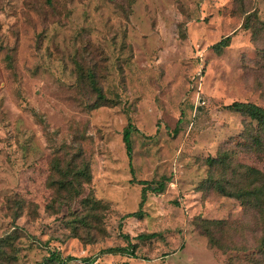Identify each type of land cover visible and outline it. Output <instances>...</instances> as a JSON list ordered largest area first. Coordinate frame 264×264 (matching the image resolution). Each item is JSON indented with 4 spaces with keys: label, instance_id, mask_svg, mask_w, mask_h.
<instances>
[{
    "label": "rangeland",
    "instance_id": "1",
    "mask_svg": "<svg viewBox=\"0 0 264 264\" xmlns=\"http://www.w3.org/2000/svg\"><path fill=\"white\" fill-rule=\"evenodd\" d=\"M234 102L264 109V0H0V264H264L263 214L217 188L264 173Z\"/></svg>",
    "mask_w": 264,
    "mask_h": 264
},
{
    "label": "trees",
    "instance_id": "2",
    "mask_svg": "<svg viewBox=\"0 0 264 264\" xmlns=\"http://www.w3.org/2000/svg\"><path fill=\"white\" fill-rule=\"evenodd\" d=\"M245 27H248L249 24L245 23ZM229 37H226L223 41H220L218 44L214 45V48L217 50H220L222 47L227 46V41ZM94 91L97 94L98 100H104V96L101 93V90L96 87L95 84L92 85ZM229 108L232 109L235 112H238L242 114L243 116L248 117L250 120L255 121L257 124V130L258 132L253 138V146L255 147L256 152H260L264 154V109L261 107H258L254 104L251 103H239V102H234L231 105H229ZM136 131V128L134 125L128 121L126 126L124 127L122 131V142L124 144V149L125 153L128 159V165L130 168V172L133 173L132 170V134ZM226 154L225 155H220L218 158L215 159H208V162L211 166L214 164H223L224 159H226ZM54 166L56 168H60V163L56 162L54 163ZM66 169L72 170L69 168V166L66 167ZM77 174L85 176L87 180L90 179V175L88 172V166L84 165V168L79 169L76 171ZM244 178L245 180H250L249 185L246 187H234L233 189H225L223 186H219L218 191L223 193L226 196L229 197H234L235 199L245 202L249 204L252 202L254 206L257 208V211L261 212L264 216V173L255 170L253 168H245L244 170ZM75 174L74 177L77 175ZM67 176V175H66ZM66 176L63 175L64 178ZM130 182H134L132 179ZM167 180L166 179H161L159 181H137V184L141 186V195H140V202H139V207L142 206L144 203L146 196L150 193H155L159 194L162 193L165 189V184ZM60 186L62 189H70L73 188L72 182L68 180L61 183ZM255 201V202H254ZM83 204L85 207L91 206V210H96V211H103L105 210V205L101 203L100 201H97L93 198L91 199H85L83 201ZM141 213L140 210L132 213L126 214L123 218H128V217H140ZM88 219V216H82L79 218V220L83 223H86ZM102 226V227H101ZM96 230V233L99 235L104 234L103 230V225L102 223L100 224V227L97 225L94 227ZM77 229L74 228V234L77 235L76 233ZM260 247L264 248V238L260 243ZM135 246L128 243L126 247H115V248H109L106 249V253L109 254H120V255H126L127 257H132L135 258L134 254ZM50 260H56L57 254L52 252L51 255L49 256Z\"/></svg>",
    "mask_w": 264,
    "mask_h": 264
}]
</instances>
